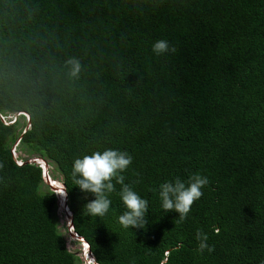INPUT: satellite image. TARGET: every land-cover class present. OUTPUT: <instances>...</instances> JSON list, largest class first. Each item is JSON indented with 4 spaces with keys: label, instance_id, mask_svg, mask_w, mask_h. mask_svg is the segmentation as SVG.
<instances>
[{
    "label": "trees",
    "instance_id": "trees-1",
    "mask_svg": "<svg viewBox=\"0 0 264 264\" xmlns=\"http://www.w3.org/2000/svg\"><path fill=\"white\" fill-rule=\"evenodd\" d=\"M106 149L132 157L144 228L120 225L119 184L105 216L84 209L73 162ZM33 158L62 177L99 264H264V0H0V264H83ZM197 173L209 183L180 222L159 186Z\"/></svg>",
    "mask_w": 264,
    "mask_h": 264
},
{
    "label": "clouds",
    "instance_id": "clouds-1",
    "mask_svg": "<svg viewBox=\"0 0 264 264\" xmlns=\"http://www.w3.org/2000/svg\"><path fill=\"white\" fill-rule=\"evenodd\" d=\"M152 51L159 56L175 52L176 49L170 47L167 40H158L153 44ZM66 63L71 65L70 75H78L81 70L79 61L69 59ZM131 163L130 154L114 149L93 152L91 155H84L74 160L71 173L74 184L82 193H91L95 197L84 205L89 215L103 217L108 213L111 205L109 195L116 191L115 185L119 184L121 185L119 195L126 209L118 218L120 225L127 229L144 228L148 224L146 219L149 210L148 201L141 198L129 184L125 183L123 173ZM3 167L4 164L0 162V169ZM208 183V178L198 173L191 175L187 182L176 177L173 181L162 183L158 192L162 209L166 213H177L180 222L186 220L191 206L202 197V188ZM55 193L63 198L67 196V190L62 185ZM207 239L206 234L197 231L196 240L199 242L197 252L214 251V247L208 245ZM87 264H97V261L89 256Z\"/></svg>",
    "mask_w": 264,
    "mask_h": 264
},
{
    "label": "rangeland",
    "instance_id": "rangeland-1",
    "mask_svg": "<svg viewBox=\"0 0 264 264\" xmlns=\"http://www.w3.org/2000/svg\"><path fill=\"white\" fill-rule=\"evenodd\" d=\"M17 145V144H16ZM16 145L13 147L14 153L15 155H18L19 151L15 150ZM49 168V172L50 174H52V178L54 180L59 181L60 183H62V177L57 173L54 172V166L51 165V170H50V166ZM47 185V183H45ZM54 188H58L55 185H53ZM45 188V187H43ZM60 205V204H59ZM58 218H59V228L60 230L64 233V235L66 236L67 239V245L68 248L73 251L76 252L82 259L83 264H87L88 258L85 255V248L82 245L81 242H79L76 237H74L70 232H69V215L67 213L66 207L64 208L63 205H60L58 208Z\"/></svg>",
    "mask_w": 264,
    "mask_h": 264
},
{
    "label": "water",
    "instance_id": "water-1",
    "mask_svg": "<svg viewBox=\"0 0 264 264\" xmlns=\"http://www.w3.org/2000/svg\"><path fill=\"white\" fill-rule=\"evenodd\" d=\"M25 115H27L28 120H30V115H29V114H26V113H25ZM2 118L5 119L3 116H2ZM31 160H34V161H37V162L40 163V165H41L42 168H43V175H44V177H45V182H46V183L51 187V189L55 192L56 190H55V188L53 187V185H52V183H51V177H50V175H49V173H48V170L45 169V163H48V162H47L45 159H43V158H33V159H31ZM48 165H49V164H48ZM63 186L65 187L64 183H63ZM67 199H68L67 196H66V198H63V200H62V205H63V203L65 204V207H66L67 213H68V215H69V217H70V219H69V231H70V233H71L74 237H76V239H77L79 242H81L83 245H85V246L88 248L89 253L92 255L93 258H95L94 254L92 253V251H91V249H90V245H89V243L85 240V238H84L83 236H81L80 234H78V233L74 230V225H73V220H72V212L70 211V209H69V207H68ZM59 204L61 205V200H59ZM95 260H96V259H95ZM97 264H99V263L97 262Z\"/></svg>",
    "mask_w": 264,
    "mask_h": 264
},
{
    "label": "bare ground",
    "instance_id": "bare-ground-1",
    "mask_svg": "<svg viewBox=\"0 0 264 264\" xmlns=\"http://www.w3.org/2000/svg\"><path fill=\"white\" fill-rule=\"evenodd\" d=\"M50 165H48V163H45V169H47L48 170V173H49V175H50V177H51V183H52V185H55L56 187H59V186H63V182L62 183H60L59 181H57V180H54L53 178H52V176H51V174H50V172H49V167ZM58 188H55V190H57ZM60 200H61V205H62V200H63V197H61L60 196ZM63 206H64V208H65V204L63 203ZM70 218V217H69ZM83 245V244H82ZM84 246V248H85V255H86V257L88 258L89 256L90 257H92V255L89 253V250H88V248L85 246V245H83ZM93 258V257H92Z\"/></svg>",
    "mask_w": 264,
    "mask_h": 264
},
{
    "label": "built area",
    "instance_id": "built-area-1",
    "mask_svg": "<svg viewBox=\"0 0 264 264\" xmlns=\"http://www.w3.org/2000/svg\"><path fill=\"white\" fill-rule=\"evenodd\" d=\"M19 163H21V161H19Z\"/></svg>",
    "mask_w": 264,
    "mask_h": 264
}]
</instances>
